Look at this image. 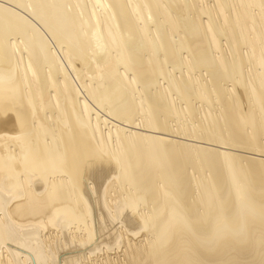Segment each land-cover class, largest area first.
<instances>
[{"label": "bare ground", "instance_id": "obj_1", "mask_svg": "<svg viewBox=\"0 0 264 264\" xmlns=\"http://www.w3.org/2000/svg\"><path fill=\"white\" fill-rule=\"evenodd\" d=\"M259 156L264 0H0V264H264Z\"/></svg>", "mask_w": 264, "mask_h": 264}, {"label": "rangeland", "instance_id": "obj_2", "mask_svg": "<svg viewBox=\"0 0 264 264\" xmlns=\"http://www.w3.org/2000/svg\"><path fill=\"white\" fill-rule=\"evenodd\" d=\"M200 103V104H199ZM198 105H202V102L200 101V102H198ZM208 107V105H207V103H203V106L202 107ZM185 118H182L181 120L182 121H180V122H183V120H184ZM189 121V120H188ZM143 129V128H142ZM242 153H245V151H241ZM248 155H252L253 156V154H248ZM255 155V154H254ZM259 157H261V158H264V156H259ZM109 223H111L110 221H108ZM74 226H76V225H71V227H70V229H63V230H61L60 228H48V229H44L45 231H43L42 232V234H43V236H44V234H46V237L48 238L49 236V238L47 239L46 238V247L49 249V251H51V252H53L54 251V253H55V256H54V260H55V262H56V264L58 263V264H64V261H65V258L66 257H70V256H77L76 254H78L80 251H84L83 253L81 252V254L83 255L84 253H86V255L90 252L89 250V246H90V248L91 247H93V246H95V238L93 239V240H91L90 242H88L87 244H85V245H81L76 239L74 240V241H72L69 237H70V233H71V235H73L72 233H73V230L75 231V230H77ZM56 230V231H55ZM107 230V229H106ZM105 230V231H106ZM71 231V232H70ZM51 232V233H50ZM61 232H63V233H61ZM81 231H77V233L79 234ZM55 234V235H54ZM60 234V235H59ZM60 236V237H59ZM53 237V238H52ZM140 237V236H139ZM44 238H45V236H44ZM54 239V240H53ZM62 239H63V241H62ZM67 239V240H66ZM56 240V241H55ZM60 240V241H59ZM69 240V241H68ZM53 242V243H52ZM61 242V243H60ZM63 242V243H62ZM65 242V243H64ZM53 244V245H52ZM91 244L93 245V246H91ZM48 245V246H47ZM74 245V246H73ZM77 245V246H76ZM88 245V246H87ZM54 247V248H53ZM58 247V248H57ZM78 247V248H77ZM75 248V249H74ZM52 249V250H51ZM56 249V250H55ZM80 251H79V250ZM121 249V248H120ZM120 249L119 248H117L116 249V251L118 250L119 252H120ZM77 250V251H76ZM48 251V252H49ZM79 251V252H78ZM76 252V253H75ZM78 252V253H77ZM63 253V254H62ZM73 253H75V254H73ZM98 253V252H97ZM104 252H102V251H100L98 254L99 255H102ZM62 254V255H61ZM80 253L78 254V255H81ZM98 254H96V255H93L92 256V258H95L96 256H99ZM111 254H115V251H112V253ZM89 255V254H88ZM95 256V257H94ZM0 258H1V255H0ZM60 258V259H59ZM53 262V259H51L50 260V263H52ZM63 261V262H62ZM81 262L83 263V262H88V260L87 259H85L84 257H83V259H81L80 261H79V264H81Z\"/></svg>", "mask_w": 264, "mask_h": 264}]
</instances>
